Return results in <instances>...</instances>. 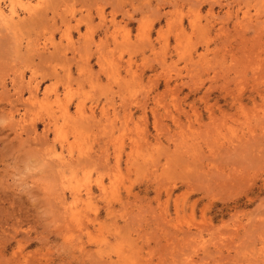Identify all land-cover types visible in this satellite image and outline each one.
<instances>
[{"label": "rangeland", "instance_id": "obj_1", "mask_svg": "<svg viewBox=\"0 0 264 264\" xmlns=\"http://www.w3.org/2000/svg\"><path fill=\"white\" fill-rule=\"evenodd\" d=\"M0 264H264V0H0Z\"/></svg>", "mask_w": 264, "mask_h": 264}, {"label": "bare ground", "instance_id": "obj_2", "mask_svg": "<svg viewBox=\"0 0 264 264\" xmlns=\"http://www.w3.org/2000/svg\"><path fill=\"white\" fill-rule=\"evenodd\" d=\"M6 21V20H5Z\"/></svg>", "mask_w": 264, "mask_h": 264}]
</instances>
